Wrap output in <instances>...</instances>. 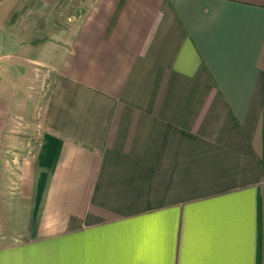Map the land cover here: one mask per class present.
<instances>
[{"label":"crops","instance_id":"0c3cea01","mask_svg":"<svg viewBox=\"0 0 264 264\" xmlns=\"http://www.w3.org/2000/svg\"><path fill=\"white\" fill-rule=\"evenodd\" d=\"M58 3L0 0V264H264V0Z\"/></svg>","mask_w":264,"mask_h":264},{"label":"rangeland","instance_id":"374dc122","mask_svg":"<svg viewBox=\"0 0 264 264\" xmlns=\"http://www.w3.org/2000/svg\"><path fill=\"white\" fill-rule=\"evenodd\" d=\"M89 1L90 0H87V2ZM78 2H81V4L78 5ZM57 7L59 8L60 19H62L63 17L67 15L70 16L71 19H74L80 15L81 11H83L86 6L82 4V0H59ZM63 24L66 27L68 26L66 20H63ZM63 24H61V26ZM56 26H58L57 22H56Z\"/></svg>","mask_w":264,"mask_h":264},{"label":"trees","instance_id":"16d2710c","mask_svg":"<svg viewBox=\"0 0 264 264\" xmlns=\"http://www.w3.org/2000/svg\"><path fill=\"white\" fill-rule=\"evenodd\" d=\"M259 242V241H258ZM256 264H259V257H258V252H257V261Z\"/></svg>","mask_w":264,"mask_h":264}]
</instances>
